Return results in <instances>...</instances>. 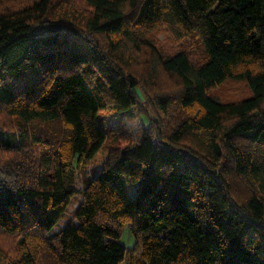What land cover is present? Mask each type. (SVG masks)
<instances>
[{"label":"trees","instance_id":"trees-1","mask_svg":"<svg viewBox=\"0 0 264 264\" xmlns=\"http://www.w3.org/2000/svg\"><path fill=\"white\" fill-rule=\"evenodd\" d=\"M159 27L195 36L203 59L158 55L146 35ZM138 43L176 79L186 114L169 131L147 115L137 139L108 153L122 117L102 111L134 118L141 104L122 51ZM228 79L251 94L213 98ZM171 100L153 101L167 115ZM0 106L16 120L0 127V150L21 154L0 165V232L19 249H0V264H39L38 239L63 264H264V0H0ZM102 214L132 225V247Z\"/></svg>","mask_w":264,"mask_h":264},{"label":"rangeland","instance_id":"rangeland-1","mask_svg":"<svg viewBox=\"0 0 264 264\" xmlns=\"http://www.w3.org/2000/svg\"><path fill=\"white\" fill-rule=\"evenodd\" d=\"M146 36L149 38V42H152L153 48L158 55L164 56L173 54L179 50H184L193 62H200L203 59L201 44L195 36L178 38L162 27L147 33ZM148 48L145 47L144 43H138V48L135 46L131 51L122 50L127 59L125 64L127 70L135 75L140 83L138 92L141 95V104L138 106V109H135L137 116L134 118L123 117L116 112L112 113L110 108L102 111V115L107 121H110L112 118L117 119L122 117L119 123H113L116 134H110L109 139L106 141L108 153H113L118 147H123L137 139L142 127L148 122L147 115L154 124H159L164 128V131H169L180 118L185 117L186 112L179 107L177 99L175 98V94L179 90L178 82L173 76L168 75L161 69L158 57L150 54L151 45ZM160 93L171 95L172 98L167 115L161 114L153 101L154 97ZM209 94L220 101H234L244 96H249L251 90L246 87L244 82L228 79L210 89ZM15 122V118L5 113L0 106V127L2 129L13 130L15 129ZM119 124L121 125L118 131ZM49 127L54 135H58L63 130V126L59 122L51 124ZM30 151L29 149L26 150L28 153H31ZM20 158L21 154L0 150V165L6 168H9L10 163L19 161ZM101 158L102 155L96 157L88 164L90 173L92 169H98L97 166ZM228 179L230 180L231 190L235 197L242 198L245 196L247 190L240 186V181L231 175ZM81 182V176L78 174L76 179L77 189L81 188ZM133 191L134 187L129 186V193L132 194ZM80 198L81 196L78 194L71 198L68 206V214L50 233L57 231L59 227L63 226L70 219L71 213L78 205ZM98 218L102 223L110 224L119 229L123 228L120 232V242L127 247L134 245L135 237L130 232L132 225L128 221L125 219L114 221L103 214L99 215ZM17 237V235H8L0 232V249L6 254L7 258H13L19 253ZM32 244L38 248L37 256L39 264H63L57 260L54 251L47 245H42L39 239L36 240L35 244L34 242ZM121 264H124V262Z\"/></svg>","mask_w":264,"mask_h":264}]
</instances>
